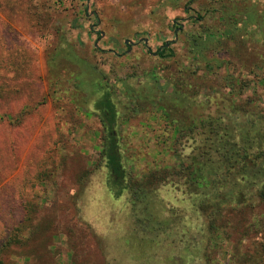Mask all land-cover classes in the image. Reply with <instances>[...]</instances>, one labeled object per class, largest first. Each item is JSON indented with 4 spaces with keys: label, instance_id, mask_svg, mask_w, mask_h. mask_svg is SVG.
I'll use <instances>...</instances> for the list:
<instances>
[{
    "label": "rangeland",
    "instance_id": "374dc122",
    "mask_svg": "<svg viewBox=\"0 0 264 264\" xmlns=\"http://www.w3.org/2000/svg\"><path fill=\"white\" fill-rule=\"evenodd\" d=\"M197 34L208 37L203 55L221 58L215 70L205 71L191 56L188 41ZM165 41L174 52L170 58L153 54ZM54 55L56 72L49 65ZM101 72L120 115L116 127L125 156L141 173L171 165V132L160 106L171 108L173 87L194 107L200 102L210 110L229 90L223 86L229 73L248 81L242 99L259 95L264 101V84L257 79L264 75V0H0V202L18 198L11 193L22 190L26 201L38 203L40 221L54 213L63 220L33 264H81L87 253L90 264H102L95 236L87 232L75 246L69 224H85L82 213L86 221L95 220L97 232L107 217L100 209L108 204L128 213L124 196L114 198L107 190L99 165L101 124L94 101ZM175 101L180 113L183 105ZM23 109L20 123L7 119ZM166 189L159 194L185 209L187 202ZM255 218L244 222L252 228L242 239L240 231L232 237L243 255L264 244ZM232 246L224 243L226 250L210 257L226 264ZM11 259L25 264L15 255Z\"/></svg>",
    "mask_w": 264,
    "mask_h": 264
},
{
    "label": "trees",
    "instance_id": "16d2710c",
    "mask_svg": "<svg viewBox=\"0 0 264 264\" xmlns=\"http://www.w3.org/2000/svg\"><path fill=\"white\" fill-rule=\"evenodd\" d=\"M248 18L254 21L253 14ZM207 41L206 36L192 35L188 48L195 60L203 62V69L211 71L219 66L221 58L203 55ZM173 53L162 45L156 56L170 58ZM56 64L54 55L49 61L54 72ZM101 74L94 101L101 124L99 165L105 172L107 190L114 198L124 196L128 213L122 214L120 205L108 204V210L100 209L108 213L103 223H97V232L95 220L88 217V222L81 213L85 224H69L77 240L75 246L79 237L85 239L90 232L97 239L102 264H123L125 259L136 264H210V260L217 264L218 258L212 259L211 253H218L224 243H231L227 253L232 259L226 264H263L264 244L261 250L256 247L254 252L243 255L232 239L239 231L241 239L250 232L252 227L244 222L253 217L259 224L255 225V232L264 231V101L259 95L241 98L248 81L226 73L223 86L229 90L210 110L200 102L194 107L193 101H187V96L173 87L171 108L165 104L160 107L171 132L169 151L174 163L141 173L123 152L116 127L120 115L106 74ZM257 79L264 84V75ZM76 82L78 87L80 80ZM177 98L183 105L180 113ZM165 99L164 103L168 101ZM24 114L25 109L6 117L18 124ZM84 183L79 185V191ZM163 187H167L165 192L171 193L172 198L184 199L185 209L160 195ZM22 192L13 190L11 195L18 198L0 202V264H17L11 259L13 255L24 259L25 264L36 263L48 251L47 239L53 235L52 230L58 228L59 220L63 222L55 213L40 221L36 215L38 203L26 201ZM188 212L195 217L191 218ZM147 249L149 255H145ZM87 255L81 264L91 263L93 257Z\"/></svg>",
    "mask_w": 264,
    "mask_h": 264
},
{
    "label": "flooded vegetation",
    "instance_id": "af4514ba",
    "mask_svg": "<svg viewBox=\"0 0 264 264\" xmlns=\"http://www.w3.org/2000/svg\"><path fill=\"white\" fill-rule=\"evenodd\" d=\"M189 1H190V0H189ZM190 8H191V7L186 6V11H190V10H191ZM193 17H194L195 19L197 18L196 15H195V16H190L191 19H194ZM180 29H181V27H176V28H175V33H176V35H177V33L179 32ZM125 41H126V40H124V43H128V44H130V42H131L130 40H127V42H125ZM143 42L146 43L147 40H146V39H143ZM162 45H166V47H168V46H169V42H168V41H165L164 43H162ZM162 45H161V46H162ZM161 46H160V47H161ZM160 47H159V48H160ZM159 48H158V49H159ZM168 48H169V47H168ZM158 49H157V50H158ZM157 50H156V52H154L153 54L158 55V54H157ZM173 54H174V53H173Z\"/></svg>",
    "mask_w": 264,
    "mask_h": 264
},
{
    "label": "water",
    "instance_id": "95a60500",
    "mask_svg": "<svg viewBox=\"0 0 264 264\" xmlns=\"http://www.w3.org/2000/svg\"><path fill=\"white\" fill-rule=\"evenodd\" d=\"M101 34H103V33H101ZM125 42H127V40H126ZM95 45H96V44H95Z\"/></svg>",
    "mask_w": 264,
    "mask_h": 264
}]
</instances>
